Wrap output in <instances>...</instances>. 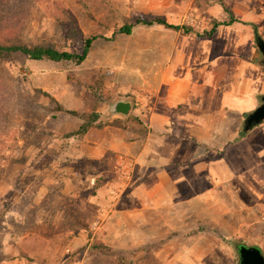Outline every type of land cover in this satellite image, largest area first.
Listing matches in <instances>:
<instances>
[{"label": "rangeland", "instance_id": "374dc122", "mask_svg": "<svg viewBox=\"0 0 264 264\" xmlns=\"http://www.w3.org/2000/svg\"><path fill=\"white\" fill-rule=\"evenodd\" d=\"M216 5L240 15L262 10L260 0H0L4 41L80 54L99 37L79 65L0 57V264H182L190 248L200 264H239L240 245L264 252V213L255 220L240 211L239 178L233 203L218 191L212 206L202 202L204 188L182 186L176 204L150 214L133 167L96 143L97 122L89 135H74L101 108L109 123L117 100L139 103L124 91H143L183 36L159 25L127 36L122 26L162 16L202 33ZM258 27L264 36V18ZM243 125L240 137L264 147V124L248 133Z\"/></svg>", "mask_w": 264, "mask_h": 264}, {"label": "crops", "instance_id": "0c3cea01", "mask_svg": "<svg viewBox=\"0 0 264 264\" xmlns=\"http://www.w3.org/2000/svg\"><path fill=\"white\" fill-rule=\"evenodd\" d=\"M260 1L261 14L240 15L232 9L240 22L219 26L211 37L177 39L165 68L145 77L143 91H124L139 103L131 102L127 116L109 111L110 122L97 127L96 143L133 167L136 188L144 194V212L153 214L176 204L182 186L204 188L202 202L212 206L220 201L218 191L231 202L237 194L233 182L239 178L240 211L252 213L255 220L264 213V147L252 145L238 131L264 96L263 56L253 27L246 24L259 26L264 18V0ZM209 14L218 22L230 20L218 5ZM205 28L210 30L212 24ZM99 112L97 125L107 120L104 109ZM126 211L135 218L134 210ZM143 220L152 225L150 215ZM190 251L191 258L181 259L182 264H200L194 250H186Z\"/></svg>", "mask_w": 264, "mask_h": 264}, {"label": "trees", "instance_id": "16d2710c", "mask_svg": "<svg viewBox=\"0 0 264 264\" xmlns=\"http://www.w3.org/2000/svg\"><path fill=\"white\" fill-rule=\"evenodd\" d=\"M223 8L225 12L229 15L230 20L223 21V22H218L216 20H213L212 28L210 30L203 31L202 33H199V31H197L192 26H180V25L170 24L166 20V18L162 16H158V17L141 16L137 18L134 23L125 24L124 26H122L119 29L118 33L130 36L133 32V29L136 26L151 27L154 25H159L167 29L180 31L183 35H186V36L194 35L199 39L207 38V37L213 36L219 26H222V25L229 26L235 22H240V20H238L235 17L232 9L226 7L225 5H223ZM246 24L251 25L255 33L259 32L258 26L255 23H246ZM1 27L2 26L0 24V31L3 30ZM98 38H99L98 36H93V37L86 39L82 53L76 54V53H71L67 51H60L56 49L55 47H53L52 45L47 44V43L28 44V45L22 44V43H11V42L4 41L2 37L0 36V57L4 55H9V54L20 53V54L25 55L31 60H36V61L49 60V61L58 62V63L72 62V63L79 65V64H82L87 59L90 53V50L93 46V43ZM58 109L60 111L63 110L62 107H58ZM88 118H89V121H86L85 123H83L81 127L79 128V130L74 135H77L79 137L85 136L88 133V131L91 129V127H93L94 123H96L99 120L100 115L92 113ZM113 124L116 126H122L120 121H115ZM105 126H107V123H99L97 125L98 128H103ZM97 248L100 250H105L107 252L110 251L108 247H105L103 245H98Z\"/></svg>", "mask_w": 264, "mask_h": 264}, {"label": "water", "instance_id": "95a60500", "mask_svg": "<svg viewBox=\"0 0 264 264\" xmlns=\"http://www.w3.org/2000/svg\"><path fill=\"white\" fill-rule=\"evenodd\" d=\"M256 46L263 56L264 64V38L259 32L255 33ZM132 103L128 100H118L111 104L109 111L114 114L127 116L130 112ZM264 122V96L261 99L260 105L250 112L243 125V132L248 133L255 127ZM240 263L239 264H264V254L262 250L256 246L240 245L238 247Z\"/></svg>", "mask_w": 264, "mask_h": 264}]
</instances>
